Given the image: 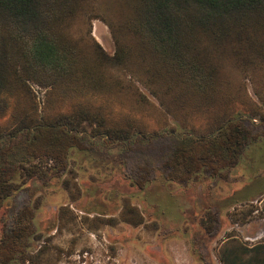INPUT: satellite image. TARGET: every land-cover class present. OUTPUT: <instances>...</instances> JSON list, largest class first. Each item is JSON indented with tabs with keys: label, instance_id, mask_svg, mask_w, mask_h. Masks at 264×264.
Listing matches in <instances>:
<instances>
[{
	"label": "rangeland",
	"instance_id": "1",
	"mask_svg": "<svg viewBox=\"0 0 264 264\" xmlns=\"http://www.w3.org/2000/svg\"><path fill=\"white\" fill-rule=\"evenodd\" d=\"M132 1L92 0L66 24V39L90 79L80 76L55 89L29 82L25 93L4 94L9 108L0 119L8 132L26 118L52 120L86 109L107 127L127 130L132 140L105 143L101 134L92 138L94 128L86 125L80 137L91 143L70 151L68 172L50 171L52 161L29 162L40 164L46 176L34 177L0 207V239L27 206L35 209L36 227L25 253L29 264H225L222 252L233 246L244 253L237 264H255L252 258L264 259L255 251L264 247L263 140L247 146L240 164L221 177L205 172L188 183L167 182L165 163L174 134L206 136L225 117H242L253 135L263 136L264 125L250 109H260L255 91L264 98V68L245 72L236 55L212 49L222 67V93L210 102L179 90L161 93L166 112L142 84L153 74L135 50L125 66L98 63L94 54L97 44L115 55L106 21L121 22ZM146 173L150 182L140 189L136 182ZM8 264L23 261L17 253Z\"/></svg>",
	"mask_w": 264,
	"mask_h": 264
},
{
	"label": "trees",
	"instance_id": "2",
	"mask_svg": "<svg viewBox=\"0 0 264 264\" xmlns=\"http://www.w3.org/2000/svg\"><path fill=\"white\" fill-rule=\"evenodd\" d=\"M91 1L0 0V119L9 108L4 94L25 93L29 82L55 89L63 81L91 78L64 33L68 21ZM130 6L118 24L101 17L111 29L116 52L110 57L94 44L95 57L98 63L125 66L131 50H135L147 72L153 74L150 83L142 84L168 113L171 111L161 93L179 90L180 96L197 95L208 102L222 93V67L212 49L236 55L245 72L250 70L248 66L263 72L264 0H133ZM255 95L260 109L251 108L250 116H259L264 125V98L260 91ZM222 120L206 136H172L165 163L167 182L188 183L205 172L221 177L240 164L247 146L258 138L264 142V135H253L242 117ZM86 125L94 128L92 138L101 134L105 143L132 140L127 130L107 127L103 117L86 109L52 120L26 118L8 132L0 129V207L16 192L29 188L34 177L46 176L40 165L44 160L53 162L50 171L55 174L68 172L70 151L80 148L84 141L91 143L89 138L80 137ZM31 161L40 164L28 166ZM146 176L141 183L136 182L138 188L145 189L150 182ZM34 218L31 207L16 213L12 229L0 239L1 264L14 260L17 253L23 264H29L25 253L36 232ZM257 250L263 253L264 247ZM242 254L233 246L223 250L221 259L225 264H237ZM252 260L264 264L263 258Z\"/></svg>",
	"mask_w": 264,
	"mask_h": 264
},
{
	"label": "water",
	"instance_id": "3",
	"mask_svg": "<svg viewBox=\"0 0 264 264\" xmlns=\"http://www.w3.org/2000/svg\"><path fill=\"white\" fill-rule=\"evenodd\" d=\"M81 136V135H80Z\"/></svg>",
	"mask_w": 264,
	"mask_h": 264
}]
</instances>
